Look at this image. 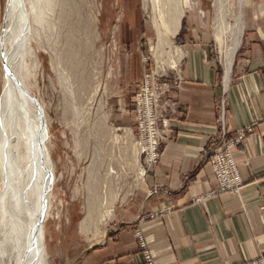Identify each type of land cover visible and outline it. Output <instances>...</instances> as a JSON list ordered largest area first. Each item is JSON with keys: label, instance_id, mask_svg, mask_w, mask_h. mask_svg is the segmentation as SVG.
<instances>
[{"label": "rangeland", "instance_id": "rangeland-1", "mask_svg": "<svg viewBox=\"0 0 264 264\" xmlns=\"http://www.w3.org/2000/svg\"><path fill=\"white\" fill-rule=\"evenodd\" d=\"M218 1L190 0V8L185 9L181 28L175 37L170 38V48H164L168 56H162L157 49V34L151 22L150 0H76L81 17L73 18L74 34L79 37L73 44V49L79 50L84 66L86 92H79L77 89L78 74L71 72L65 63L56 65L55 52L52 49L55 45L54 29L46 28V31L43 28L45 32L43 31L44 36H41L40 44L38 41H32V50L38 59L37 63H34L33 58H27V86L46 108L49 147L56 163L57 177L62 175L54 193L52 217L46 223L49 225L53 220L56 224L60 223L52 232L49 231L50 227L46 226L49 264H58L64 255L77 252L76 247L79 246L74 242L59 243L63 237L66 240L78 241L80 247L98 244L101 239L107 238L118 224L138 212L139 205H143L146 195L153 198L159 194L160 188L157 185L146 193L144 180L147 172L158 164L160 152L169 138L167 113L171 112L174 105L167 104L166 96L174 89L173 85L178 80L185 52L183 46L204 37L210 44L212 58L222 82L224 68L215 39V32L218 30L216 28L224 24L225 27H231V36L229 32L226 33L222 46L226 49L235 35V25L239 17L242 19L243 34L234 57L232 74L244 42L247 25L244 14H252V11L261 7L256 5L255 0H243L242 6H239V0H222L223 7L219 10ZM6 7L7 0H0V34L3 32ZM53 17H49L52 23L56 15ZM79 18H82L81 22ZM255 22L254 19L253 27L256 26ZM80 45L82 47H79ZM177 50L181 52L180 57ZM155 53H158V56ZM170 59L175 62V68L168 66ZM3 70L4 66L0 63V94L3 87ZM63 76L68 78V83L62 81ZM147 81L154 84L155 93L163 91L158 99L155 127L160 146L156 152V161L151 165H148L141 155L139 141L142 131L139 129L136 110V98L146 95ZM65 85H70L73 93L79 96L76 109L81 114L80 117L76 116V113L72 116L65 103L68 98ZM64 110L67 111V120L63 119ZM105 117V130L102 135L97 134V124ZM236 134L230 138L225 134L224 137L232 142L236 139ZM77 141L80 142V149L76 146ZM242 141L233 148V158L234 151ZM208 157L209 155L207 159ZM139 168L143 171L142 177L138 176ZM110 169L115 175L109 181L111 192L114 194V207L111 208L110 214H105L101 220L96 212L90 235L82 236L79 226L85 217L88 196L96 200L92 193L88 195L87 188L99 189ZM103 195L95 201V205L103 201Z\"/></svg>", "mask_w": 264, "mask_h": 264}, {"label": "crops", "instance_id": "crops-1", "mask_svg": "<svg viewBox=\"0 0 264 264\" xmlns=\"http://www.w3.org/2000/svg\"><path fill=\"white\" fill-rule=\"evenodd\" d=\"M255 2L261 7L244 14V42L226 89L208 41L183 46L178 80L166 96L174 105L169 138L144 180L146 193L157 185L159 194L146 195L138 212L98 244L80 247L63 237L59 243L79 248L58 264H145L137 234L155 264H249L264 257V0ZM238 131L246 132L234 151L242 187L213 195L207 156L223 134ZM59 224L53 220L49 231Z\"/></svg>", "mask_w": 264, "mask_h": 264}, {"label": "bare ground", "instance_id": "bare-ground-1", "mask_svg": "<svg viewBox=\"0 0 264 264\" xmlns=\"http://www.w3.org/2000/svg\"><path fill=\"white\" fill-rule=\"evenodd\" d=\"M150 2L151 22L158 40L157 49L162 56L167 55L164 48L166 46L170 48V38L175 37L181 28L185 9L190 8L191 2L190 0H150ZM218 2L221 10L223 1ZM242 4L243 0H239V6ZM78 6L76 0H7L3 32L0 34V63L3 61L8 68L3 70V87L0 94V264H49L46 223L52 217L54 193L62 175L57 177L56 163L49 147L46 108L27 86V58H33L34 63H37L38 58L32 50L31 43L35 40L40 44L41 36H44L43 31L46 28L54 29L53 44L55 45L52 49L55 52L56 65L65 63L71 72L79 76L77 79L79 92L87 91V80L79 50L73 49L78 37L74 34L73 18L80 16ZM54 14L56 19L52 23L49 17H53ZM81 21L82 18H79V22ZM235 26V35L226 49L222 46L226 33L229 32L230 35L232 31L231 27H225L224 24L218 26L215 32L224 68L225 89L230 80L235 54L241 43L243 34L241 17ZM177 52L180 57L181 52L178 50ZM157 54L155 53L156 56ZM167 64L170 68L176 67L171 59ZM67 80V77L62 78L64 83ZM65 88L68 95L65 103L68 109L71 110L72 116L76 113V116L80 117L81 114L76 109L78 94L76 96L73 93L70 85ZM34 100L41 112L42 122ZM66 112L64 110L63 119L67 120ZM105 121L106 117L97 124V134H103ZM79 143L78 141L76 143L78 148ZM108 171L109 173L103 178V185H100L99 189L97 187L98 190L87 188L88 195L92 193L96 197L95 201L103 195L101 193L104 195L103 201L98 202L97 205L88 196L85 217L79 226L82 236L90 235L96 212L99 213L98 217L101 220L114 207L112 206L114 194L111 192L109 181L115 175L110 172L111 169ZM138 176H143L140 168ZM107 194L108 198H106Z\"/></svg>", "mask_w": 264, "mask_h": 264}, {"label": "built area", "instance_id": "built-area-1", "mask_svg": "<svg viewBox=\"0 0 264 264\" xmlns=\"http://www.w3.org/2000/svg\"><path fill=\"white\" fill-rule=\"evenodd\" d=\"M155 92L154 84L151 81H147V89H145L146 95H144V97L137 96L136 98L139 129L142 131L140 132L139 146L141 155L144 157L148 165L154 164L156 161V152L160 146L155 127L158 99L160 95L163 94V91L161 90L159 93ZM144 130H147V132H144ZM245 133V131H238L236 139L232 142H229L223 134L221 140L213 143V148L207 159L208 166L212 171L217 187L212 193L213 195L237 193L241 189L242 181L234 162L233 148L238 142L243 140ZM137 242L138 247L143 254L145 264H155L140 234H137ZM250 264H264V257H261Z\"/></svg>", "mask_w": 264, "mask_h": 264}, {"label": "water", "instance_id": "water-1", "mask_svg": "<svg viewBox=\"0 0 264 264\" xmlns=\"http://www.w3.org/2000/svg\"><path fill=\"white\" fill-rule=\"evenodd\" d=\"M2 64H3L4 68H5L6 70H8L6 64H5L3 61H2ZM34 102H35L36 107H37V111H38V114H39V117H40V122H42L41 112H40V110H39V108H38L37 102H36L35 100H34Z\"/></svg>", "mask_w": 264, "mask_h": 264}]
</instances>
